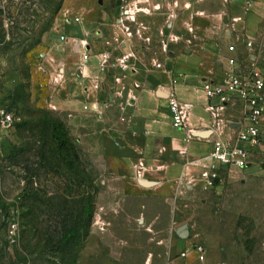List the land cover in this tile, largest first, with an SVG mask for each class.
I'll return each mask as SVG.
<instances>
[{
    "label": "crops",
    "instance_id": "crops-1",
    "mask_svg": "<svg viewBox=\"0 0 264 264\" xmlns=\"http://www.w3.org/2000/svg\"><path fill=\"white\" fill-rule=\"evenodd\" d=\"M127 11L134 24L142 25L130 27L137 26L148 43L120 32L117 21ZM263 26L264 0H66L44 36L46 53L33 89L42 92L40 103L65 124L82 165L108 190L107 196L118 205L138 207L140 226L150 202L168 207L177 222L183 212L189 214L185 220L195 219L200 207H244L257 194L245 180L258 169L224 172L212 189L200 179L201 168L191 164L210 155L219 135L208 108L220 101L208 99L203 85L219 83L232 72L246 75L247 60L257 59L254 41ZM171 37L179 40L171 42ZM106 52L113 61L132 54L128 68L102 72L100 55ZM39 72L44 73L41 81ZM170 94L191 106L187 129L173 125ZM223 117L239 120L240 106L228 107ZM189 131L199 136L189 141ZM220 132L230 133L225 127ZM234 190L235 197L230 194ZM185 229L189 236L183 239ZM177 236L180 256L175 264H214L207 258L200 261L191 249L190 227H180ZM127 246L131 253L150 252ZM160 248L155 245L151 254Z\"/></svg>",
    "mask_w": 264,
    "mask_h": 264
},
{
    "label": "rangeland",
    "instance_id": "rangeland-1",
    "mask_svg": "<svg viewBox=\"0 0 264 264\" xmlns=\"http://www.w3.org/2000/svg\"><path fill=\"white\" fill-rule=\"evenodd\" d=\"M65 1L0 0V109L15 117L14 127L0 141V264H175L180 256L177 230L182 226L190 227L191 249L200 261L207 258L214 264H264L262 172L245 180L247 187H256L257 194L244 207H200L195 219L185 220L189 214L183 212L177 222L168 207L152 206L150 202L142 226L137 220L141 214L138 207L118 205L92 177L97 192L90 234L80 248L62 253L58 244L64 232L62 223L77 218L85 187L70 184L60 171L55 174L38 164L20 86L26 87L25 94L33 106L54 114L40 103L43 94L33 89L32 80L46 53L42 32L56 21ZM121 20L123 14L117 21L120 32L131 38ZM134 23L125 20L129 28ZM136 27L131 28L133 37L148 43L144 34H137ZM254 43L257 59L247 60L244 73L258 70L264 76V26ZM42 74H37L38 81ZM34 92L36 97L32 98ZM230 194L235 197L237 191ZM222 200L218 196L217 201ZM66 203L69 210L61 213L60 204ZM130 244L150 252L131 253L126 249ZM155 245L161 248L151 254L156 251Z\"/></svg>",
    "mask_w": 264,
    "mask_h": 264
},
{
    "label": "built area",
    "instance_id": "built-area-1",
    "mask_svg": "<svg viewBox=\"0 0 264 264\" xmlns=\"http://www.w3.org/2000/svg\"><path fill=\"white\" fill-rule=\"evenodd\" d=\"M127 13L128 11L123 14L121 25L127 31L128 36L133 37L131 28L125 26V20L135 22V17ZM189 31L194 33V29L191 27H189ZM140 32L138 30L137 34L140 35ZM178 40L177 37L170 39L171 42ZM148 41L150 40L147 39ZM167 47L165 45V51H167ZM247 47L252 48L253 43L248 42ZM230 51L235 52L236 48L230 47ZM131 57L132 54H129L113 61L108 52L103 53L100 55L99 68L102 72H108L114 67L126 69L128 68L127 62ZM88 61L89 55L86 54L84 62ZM161 67L162 65H158V68ZM136 87L139 88L138 85ZM203 90L208 99L220 101L219 105H210L208 108L213 119V127L216 129L215 135L219 132L218 137L213 142L212 151L202 161L191 164L201 168L200 179L205 186L214 188L216 183L221 181L224 172L256 168L264 174V76L262 73H259L258 70H254L248 75L232 72L219 83L206 82L203 85ZM169 100L174 127L182 130L187 129L191 106L178 101L175 94H170ZM234 105L240 106L241 118L237 121L225 120L224 113L228 107ZM14 125V115L8 110L0 109V141ZM224 127L229 129L230 133L220 132ZM196 137H198V133L189 131V141ZM140 168L143 169V165H140ZM199 253H203L201 248ZM200 259L204 260V256H201Z\"/></svg>",
    "mask_w": 264,
    "mask_h": 264
},
{
    "label": "trees",
    "instance_id": "trees-1",
    "mask_svg": "<svg viewBox=\"0 0 264 264\" xmlns=\"http://www.w3.org/2000/svg\"><path fill=\"white\" fill-rule=\"evenodd\" d=\"M54 22L43 30V35L52 29ZM27 84H30L29 81ZM25 88L23 85L20 86V98L24 102L28 114L27 125L31 127L30 131L32 132L31 145L36 152L38 164L41 168L55 174H59L57 172L60 171L63 178L68 177L66 180L70 184L74 183L79 187H85V196L80 202L77 218L75 220L68 219L62 223L64 232L58 242L59 248L64 254L71 253L73 248L78 249L85 244V240L90 234L96 207L97 188L92 176L82 165L77 146L65 124L52 112L33 106L30 96L25 94ZM59 207L61 213L69 210L67 203L60 204ZM69 217H72V213Z\"/></svg>",
    "mask_w": 264,
    "mask_h": 264
},
{
    "label": "water",
    "instance_id": "water-1",
    "mask_svg": "<svg viewBox=\"0 0 264 264\" xmlns=\"http://www.w3.org/2000/svg\"><path fill=\"white\" fill-rule=\"evenodd\" d=\"M198 136H199V134H198ZM200 136L203 137L204 135L202 133H200ZM180 236H181V238L186 239L189 236V231L187 229H185L184 231H182Z\"/></svg>",
    "mask_w": 264,
    "mask_h": 264
}]
</instances>
